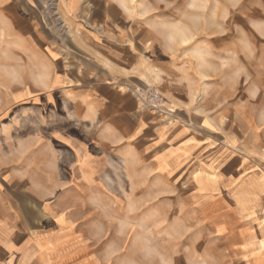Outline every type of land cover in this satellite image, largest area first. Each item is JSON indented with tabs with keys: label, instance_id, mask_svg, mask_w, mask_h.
Wrapping results in <instances>:
<instances>
[{
	"label": "rangeland",
	"instance_id": "rangeland-1",
	"mask_svg": "<svg viewBox=\"0 0 264 264\" xmlns=\"http://www.w3.org/2000/svg\"><path fill=\"white\" fill-rule=\"evenodd\" d=\"M125 1L134 31L130 50L112 60L95 56L113 73L115 89L132 96L155 126L163 129L171 121L211 154L226 150L247 172L264 171V0ZM48 2L54 17L56 0ZM65 60L66 67L76 65L72 56ZM88 89L33 85L30 99L19 101L11 118L0 117V136L32 143L34 164L41 142H48L47 175L1 190L9 201L24 202L26 184L31 186L34 214L49 216L47 244L53 248L47 260L25 262L24 234L14 244L13 231L3 226L0 264H198L186 226L187 190L177 180L183 164L170 173L152 164L154 153L168 152V135L157 149L142 147L148 140L140 145L92 137L88 111L77 98ZM151 90L161 95L162 113L146 102ZM167 107L173 112L166 118ZM119 130L114 127L115 138ZM20 157L11 161L23 168ZM154 173L164 174L163 180H153ZM53 215L61 216L62 224Z\"/></svg>",
	"mask_w": 264,
	"mask_h": 264
},
{
	"label": "crops",
	"instance_id": "crops-1",
	"mask_svg": "<svg viewBox=\"0 0 264 264\" xmlns=\"http://www.w3.org/2000/svg\"><path fill=\"white\" fill-rule=\"evenodd\" d=\"M125 2L56 0L53 17L48 0H0V117L11 118L16 112L14 106L30 99L33 85L47 90L54 82L88 86L77 98L88 111L89 124L94 127L92 137L104 142L138 141L140 145L148 140V146L144 143L142 147L157 149V142L168 135V152L154 153L152 164L166 173L172 166L183 164L185 172L177 180L187 190L186 226L191 249L197 253L194 260L198 264H264V171L247 172V165L226 150L211 154L209 147L171 121L163 129L155 126L132 96L115 89L109 68L96 61V55H110L112 60L113 54L121 55L131 48L129 39L134 31L124 12ZM69 56L76 62L73 67L64 65ZM64 96L68 99L70 94ZM169 112L173 111L168 108L166 118ZM30 123L28 120L26 130L33 129ZM9 124L11 132L14 126ZM117 125L120 132L115 138ZM28 142L0 136V229L4 226L13 231L10 239L14 244L24 234L29 246L25 262L45 261L53 252L47 244L50 219L42 212L34 214L33 195L27 192L36 180L34 176L47 175L48 142H41L44 146L35 164L29 159L32 143ZM173 150L184 155L171 156ZM16 156L23 158V168L22 163L11 161ZM157 159L166 160V164ZM163 175L154 173L152 179L163 180ZM22 181L30 183L26 184L25 201H9L1 188ZM53 216L56 224H62L61 216ZM188 256L186 253L189 260Z\"/></svg>",
	"mask_w": 264,
	"mask_h": 264
},
{
	"label": "built area",
	"instance_id": "built-area-1",
	"mask_svg": "<svg viewBox=\"0 0 264 264\" xmlns=\"http://www.w3.org/2000/svg\"><path fill=\"white\" fill-rule=\"evenodd\" d=\"M146 102L148 103V105L151 107V109H153V111L159 113L162 111L160 110L162 107V98L161 95L159 93H157L156 91H148L147 95H146ZM159 110V111H158Z\"/></svg>",
	"mask_w": 264,
	"mask_h": 264
}]
</instances>
